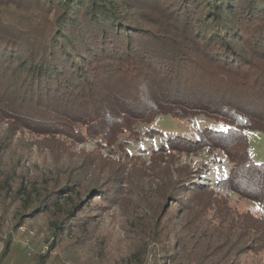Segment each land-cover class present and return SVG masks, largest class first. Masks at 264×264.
I'll use <instances>...</instances> for the list:
<instances>
[{
	"label": "trees",
	"instance_id": "1",
	"mask_svg": "<svg viewBox=\"0 0 264 264\" xmlns=\"http://www.w3.org/2000/svg\"><path fill=\"white\" fill-rule=\"evenodd\" d=\"M158 115L225 128L167 138L149 164L100 153ZM0 122V260L28 220L47 216L53 239L86 237L110 208L139 245L111 264H243L264 251V163L245 134L264 133V0H0ZM20 129L53 140L34 143L31 177L20 157L3 160ZM59 138L97 150L69 155ZM201 151L231 164L216 188L261 215L232 212L179 158Z\"/></svg>",
	"mask_w": 264,
	"mask_h": 264
},
{
	"label": "rangeland",
	"instance_id": "2",
	"mask_svg": "<svg viewBox=\"0 0 264 264\" xmlns=\"http://www.w3.org/2000/svg\"><path fill=\"white\" fill-rule=\"evenodd\" d=\"M7 127L6 122H0V132H4ZM203 128L224 129L225 127L202 116L182 119L158 115L152 123L137 125L135 130L138 135L135 139L128 140L129 143H123L118 148L116 146L109 149L104 148L100 153L112 159L123 158L127 153L149 164L152 151L158 150L167 138L185 137L194 142L197 133ZM17 134L11 148L4 154L3 160L6 164H12L20 157L18 172L31 177L34 165H39L41 159L33 146L34 143L52 139L35 136L25 129H20ZM245 134L251 160L259 164L264 163V133L257 130H246ZM55 142L63 143L69 155L79 154L82 150L86 153L97 150L94 142L88 139L82 143L65 139L55 140ZM216 153L212 156L201 151L179 158L191 167H195L197 172H201L203 176L198 180L199 182L206 183L219 195L228 199V206L231 207L232 212L237 215L245 213L261 215L263 210L257 203L216 188L215 182L224 179L231 167L221 152ZM211 156L215 157L216 161H213ZM45 165L47 168L49 162ZM98 213L86 237H81L80 232L74 228L70 230L73 232L69 231L66 236L53 239L47 231L49 220L47 216L40 215L28 220L12 233L7 253L0 260V264H111L125 255L129 248L139 246L134 239L133 232L130 231L127 216L118 208L103 209ZM2 225L4 228L9 227L6 223ZM5 243L4 235H1L0 253L4 250ZM258 258L264 261V251L257 255L244 254L241 259L243 264H255L254 261ZM102 259L108 261L105 262ZM204 263L209 262L205 260Z\"/></svg>",
	"mask_w": 264,
	"mask_h": 264
}]
</instances>
